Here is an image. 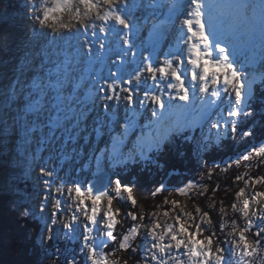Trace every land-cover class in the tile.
<instances>
[{"label":"snow or ice","instance_id":"6c2138e0","mask_svg":"<svg viewBox=\"0 0 264 264\" xmlns=\"http://www.w3.org/2000/svg\"><path fill=\"white\" fill-rule=\"evenodd\" d=\"M20 9L31 35H0V150L39 136L29 160L52 151L29 165L34 197L0 182V212L23 230L34 264H264V175L248 174L264 167V73L235 67L237 49L217 26L225 12L251 11L264 68V0H21ZM169 151L195 179L165 170ZM77 157L95 162V182L66 170ZM242 164L231 185L213 182ZM240 182L231 203L217 200ZM138 191L163 199L145 212Z\"/></svg>","mask_w":264,"mask_h":264},{"label":"rangeland","instance_id":"374dc122","mask_svg":"<svg viewBox=\"0 0 264 264\" xmlns=\"http://www.w3.org/2000/svg\"><path fill=\"white\" fill-rule=\"evenodd\" d=\"M12 2L16 6L14 5L10 7L6 3V1L0 2V35H3L5 33H11L15 38L19 40H24L29 35H31V25L28 20L24 17L23 12L20 9L21 0H12ZM157 2L160 3L161 0ZM162 9L163 8L157 11L159 17L162 13H164ZM149 22L150 23H148V27L152 24V21ZM256 27L258 29V26ZM224 34L227 35L226 32H224ZM47 40H51V36L47 37ZM47 40L44 36H36L33 40V44H40L41 47L48 46L52 49H55L57 46L66 47L63 41H55L52 44H47ZM237 41L238 56L240 55V51L243 50L247 53H253L257 58V61L254 62L252 65L241 67L240 70L249 76H260L261 73H264V68L261 67L259 49H254L251 46V43L249 42L250 38L248 41L245 42V45L241 46L240 42L242 43L245 41V37L242 34L237 36ZM81 67H83V65ZM104 73L107 74L106 68L104 69ZM196 115L197 114L195 112L189 113L188 118L191 119ZM175 117L177 119V116ZM212 119L215 120L216 117L213 116ZM213 130L214 129H212V131ZM144 131L147 132L148 130L144 129ZM203 131L205 133L209 131V127L206 123L205 127L203 128ZM199 132L200 129H197V135L199 134ZM135 135H140V129H137ZM38 139L39 136H37L36 140H34L30 146H24L19 151V146L16 140H13L9 143L7 154H5L3 150H0V158L5 157L3 163L4 171L0 175V182H2L4 179L11 178V182L15 187V195L28 197L29 194H33L34 197L35 194L39 192V187L36 185L35 178L30 175H27L26 173L28 171L29 165H31L32 167H36V165L39 163H47L49 153L52 150L50 146L45 145L43 146L44 150L39 152V156L42 159L36 161L35 163L30 161L28 155H30L32 152H36L37 149L41 148V145L37 143ZM130 139L134 140L135 136L131 137ZM101 146H103V141H101ZM70 148L71 146H69V150ZM25 149L27 150V154H21V152H23ZM90 155L91 154L89 153L88 156ZM63 163L66 167V170L69 172H71L73 169H77L78 174L74 176L73 179L79 180L82 184L88 181L95 182L97 180V176L94 175V173L96 172L95 162L91 161L87 157H77L75 162L64 161ZM79 163H83L85 165V168L82 172H79L78 170ZM101 167H103V161H101ZM64 246V242H60V247L64 248Z\"/></svg>","mask_w":264,"mask_h":264},{"label":"trees","instance_id":"16d2710c","mask_svg":"<svg viewBox=\"0 0 264 264\" xmlns=\"http://www.w3.org/2000/svg\"><path fill=\"white\" fill-rule=\"evenodd\" d=\"M6 1V3L11 7L15 4L12 0H0V2ZM16 6V5H15ZM18 8V5H17ZM236 149L232 147H227L220 156L223 157L220 160V157H217V161L221 162L222 165L224 163L231 162L229 157L234 156ZM5 157L0 158V175L4 171V163ZM160 161L165 165V170H169L171 168L180 169L181 171H185V166L182 161H180L176 153L174 151H169L160 156ZM246 169L241 167L237 170L235 167L229 169L228 173L225 175L220 173L219 176L213 177V182L217 179L220 180L221 189L224 188L226 184L231 185L232 178L237 174V171L244 172ZM218 171V170H217ZM250 176L264 175V167H261L259 170L253 168L248 173ZM185 177L188 179H195V172L185 171ZM178 182L176 178L173 179V183ZM243 182H240L238 185L232 186V191L227 195L221 190L217 193V200L223 199L226 204L231 203L234 197V192L238 190L239 187H243ZM139 202L143 205L145 212H149L154 210V205L162 201L163 197H157L156 200H152L151 197L147 195V191H138L136 193ZM207 197L203 198L202 206H206ZM139 211V209H136ZM231 214V213H230ZM215 219V215L213 216ZM131 223V221H128ZM24 236L23 230L20 228L15 218L6 212H0V264H34L36 257L33 255L31 251V245L28 242H25L21 245L20 240ZM125 258L127 255L125 254Z\"/></svg>","mask_w":264,"mask_h":264},{"label":"bare ground","instance_id":"6f19581e","mask_svg":"<svg viewBox=\"0 0 264 264\" xmlns=\"http://www.w3.org/2000/svg\"><path fill=\"white\" fill-rule=\"evenodd\" d=\"M168 2L169 0H161L159 4L165 5ZM180 2L183 3V0H180ZM162 11H164L165 13L164 15L166 16L167 14L166 9L163 8ZM157 13L158 12H156V16L159 17ZM217 15H220V14H217ZM245 15L247 16V19H244L240 14L235 13V12H225L224 14L220 15V21H218V24H217L219 29H221L223 32H226L229 38L227 42L230 45L235 46V48L237 49L236 59L238 62L235 65V67L237 68H241V65H244V66L252 65L254 62L257 61V58L253 53H247V52H244L243 50L240 51V55L238 56L237 36L242 34L245 37V41L242 43L240 42L241 46L245 45V42L248 41L250 38L249 32H250L251 27L254 24L258 26V21L253 17V14L251 11H248ZM146 33L147 32H145L144 35H147ZM256 77L258 78L259 76H256ZM186 86H187V82H186ZM165 100L167 102L166 94H165ZM175 119L176 117L173 116L172 120L175 121ZM215 131L216 130L214 129L213 132Z\"/></svg>","mask_w":264,"mask_h":264},{"label":"water","instance_id":"95a60500","mask_svg":"<svg viewBox=\"0 0 264 264\" xmlns=\"http://www.w3.org/2000/svg\"><path fill=\"white\" fill-rule=\"evenodd\" d=\"M97 179H98V177H97Z\"/></svg>","mask_w":264,"mask_h":264}]
</instances>
